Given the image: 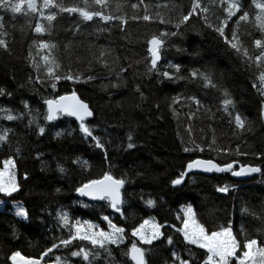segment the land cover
<instances>
[{"label": "trees", "instance_id": "1", "mask_svg": "<svg viewBox=\"0 0 264 264\" xmlns=\"http://www.w3.org/2000/svg\"><path fill=\"white\" fill-rule=\"evenodd\" d=\"M12 2L17 3L18 0ZM73 2L79 3L80 0H65L69 5ZM127 6L126 3L124 8ZM179 7L183 8V3ZM25 12L26 5L21 13L15 14L0 9V16L4 17L5 24L3 31L7 32L5 38L10 46L9 53L0 49V88L11 92L18 103L27 101L40 109L45 108L42 97L62 95L76 90L95 110L94 119H98L111 131L117 132L129 126L128 124H133L135 120L142 119L145 124L142 136L146 144L134 150L118 151L123 153L121 159L124 156L123 161L121 160L122 167L129 173L142 172L144 175L140 181L141 186L153 190L154 193L162 190L166 194L165 190L169 189L172 194L166 196L171 204L186 198L192 199L209 230H218L220 226L231 223L235 233L244 234L241 231L243 226L252 238H261L260 221L257 217L264 215V177L260 174L245 181H237L230 173H213L210 176L189 174L179 191L172 190L170 186L171 179L179 175V166L186 154L182 150V140L189 146L195 141L205 148L203 153H194L195 157L212 159L220 164L235 160L241 164L260 165L264 168V159L257 160L255 155L264 152V135L259 121L254 117L257 116L262 102L260 93L253 87L254 83H258L255 66L247 68L242 55H237L228 48L215 32L204 26L202 20L194 19L198 24L197 32L192 33L186 28L180 37L165 38V45L161 51L162 59L158 65L159 72H174L169 65L180 64L182 75L185 77L169 81L160 74L147 71L151 59L147 41L152 35L161 32L160 25H166L158 22H135L131 20L133 12H126L129 17L126 34L120 32L118 27L111 26H107L102 33L98 32L95 22L81 25L80 32L76 33L71 28L78 17H70L65 13L58 18L54 30L55 42L59 44L54 52L61 64L59 70L64 73L70 69L74 73L83 74L85 78L92 75L94 79L80 84L62 80L57 91L53 92L47 85L41 86L34 82L37 73L30 66L27 57L32 41L41 37L28 27L31 21L29 15H24ZM136 12L142 15L143 6L141 5ZM162 14L174 18L178 13L167 8ZM171 30L174 31V27ZM200 36L207 40L209 50L196 49L201 53V56H196L191 53V47L195 44L192 38ZM244 41L249 52L253 53L252 42L246 39ZM101 50H106L105 59L110 68H105L102 63L97 62ZM33 54L43 65L40 56L45 53L40 52L37 55L33 49ZM121 67L127 68V71L122 73ZM201 67L203 70L210 68L215 73V82L222 87H205L199 79H187L188 72ZM29 76L33 77V80L30 81ZM40 76L43 79V72ZM137 85L144 94V101H141L136 92ZM224 89L234 96L237 105L245 109L243 111L253 117L250 121L252 132L240 133L234 123H229L235 113L231 106L228 111L224 110ZM192 97L200 101L199 107L195 105ZM173 98H177L179 102L173 103ZM262 120L264 122V117ZM71 125L76 123L71 120ZM213 139L216 140V149L231 148L233 151L225 155L219 151L209 150L208 145ZM12 142L22 145L25 155L31 157L27 150L25 135H15V141ZM237 145L241 151L249 154L236 153ZM51 147L53 149L54 145ZM55 147L57 148V144ZM74 147L71 145L66 150L61 149L57 154L58 159L55 158L49 165L46 163V166H42L43 171L38 169L37 162L31 159L22 165L32 171V178L25 191L29 194L30 201L27 200L29 209L45 208L64 195L63 191L66 189L56 191L60 187L57 179L59 176L49 173L46 169L51 168L56 162L59 164L64 162ZM224 185L229 186L227 194L216 191L217 187ZM136 192L140 194L139 189ZM39 228L34 224L23 227L21 231L24 239L8 240L4 242L3 247L10 250L20 242L32 247H43L44 244L41 242L43 243L42 240L47 237V233ZM8 235V231L3 228L2 240H7Z\"/></svg>", "mask_w": 264, "mask_h": 264}, {"label": "snow or ice", "instance_id": "2", "mask_svg": "<svg viewBox=\"0 0 264 264\" xmlns=\"http://www.w3.org/2000/svg\"><path fill=\"white\" fill-rule=\"evenodd\" d=\"M25 5L28 10L24 13L25 16L29 14L38 15L39 19L34 27L30 22L28 27L32 28L37 36L41 37L53 36L58 18L65 13L70 17H78L71 28L76 33L80 32L81 25L95 22L98 32L102 33L107 29V26H111L118 27L120 32L126 34V28L129 24V17L123 11L125 5L122 3L114 4L113 0H80L79 3L73 2L71 5L66 4L65 0H42V3H39L38 0H18L17 3H13L12 0H0V9L5 12L11 11L14 14L21 13ZM141 5L143 6L142 15L136 12V9L140 8ZM157 7L170 8V10L178 13L174 17L175 23L173 24V16L171 15L165 17L160 12H156L153 15L149 10V4L145 3V0H138V3L130 4V8L133 10L132 21L158 22L162 25L172 24L175 29L174 31L160 32L158 35L154 34L148 39V53L151 57L147 69L148 73L160 74L169 81L185 79L182 75L180 64L169 65L170 68L174 69V72H159L158 65L162 59L161 51L165 45V38L180 37L192 20H202L204 26L215 32L228 48L232 49L237 55H242L247 68L251 69L255 66V71L258 72V76H256L258 83H254L253 87L257 88L262 97L260 113L264 117V0H251L250 4H246L244 0H189L186 10L177 5H157ZM217 10L223 13V17L217 14ZM230 22L232 24L231 27ZM249 24H252L262 34V38L254 39L253 41L255 49L253 53H250L249 49L244 45L240 34L241 27ZM4 28V17L0 16V49L5 53H9L10 46L5 38L7 32L3 31ZM58 47L59 44L52 40L34 39L32 41L27 59L30 66L37 73L35 83L41 86L47 85L53 92H56L62 80L80 84L88 83L94 79L92 75H88L85 78L83 74L74 73L70 69L61 73L59 70L61 64L54 55ZM33 49H35L37 55L40 52L45 53L40 56V61L43 62V65L36 60ZM195 55L201 56V53L196 51ZM105 56L106 50H101L97 62L102 63L105 68H110ZM120 71L122 73L126 72L127 68L121 67ZM41 72H43V79L40 76ZM214 77L215 73L210 68H205L204 71L192 69L188 72L187 79H199L205 87H222L215 82ZM29 80H33V77L29 76ZM116 86L113 85V87ZM136 92L139 94L141 101H144L145 97L139 85L136 87ZM12 95L11 92L0 88V97L7 96L11 98ZM229 95L228 91L224 89V110L228 111L229 106H231L233 112H235L234 102L228 98ZM192 100L199 107L200 101L195 97H192ZM42 101L43 105L46 106L44 113H40L39 110L34 111L27 101H22L26 111H22L18 115H14L12 109L4 107H0V112L4 113L3 119L6 121H23L27 117V127L38 137L46 136L52 127L57 126L54 122L62 118L73 120L78 125V129L73 128L66 132L57 131L54 136L57 138L72 137L73 133L78 130L81 141L88 143L90 148L98 149L102 154V163L107 164V170L102 172L100 178H86L78 186L74 187L75 193L81 198L75 203L83 209H96L99 207L101 213L105 209H111L113 213H119L120 217L124 218V208L127 203L126 185L133 183V181L129 179L127 171H121L119 175L114 174L113 169H116L117 166L111 159L109 152L112 142L96 134L92 123L95 118V110L78 95L76 90L64 95L42 97ZM178 102L177 98H173V103ZM41 116L43 117V124L39 122ZM229 123H234L235 128L240 133L253 131L251 122H248L246 126L245 117L238 112L235 113L233 119L229 120ZM33 125H35V128L32 127ZM15 135L13 128L0 127V146L10 145L11 139ZM126 140L127 143L121 146V150L129 151L137 148L136 139L131 130H129ZM181 144L183 145L182 150L186 154L203 153L205 151V148L195 141L191 142V146L183 140ZM215 144L216 140L213 139L208 145L209 150L219 151L225 155L233 151L231 148L216 149ZM18 152L19 149H17ZM235 152L240 155L249 154L241 151L238 145L235 148ZM255 155L257 160L264 159V152ZM36 159L42 160L43 155L38 153ZM71 163L80 168L81 174H83L85 167H91L87 160L82 162L79 156L72 159ZM82 164L83 167L81 166ZM238 164L239 167H237ZM0 165H2L0 166V197L11 198L15 201L12 208L14 217L18 218V221L16 224L10 225V231L12 238L20 241L24 239L21 229L33 221L29 210L15 199V194L22 190L21 184L17 179L15 154L3 159ZM183 168L184 170L179 173L177 178L170 181L171 189L174 191L180 190V187L185 183V178L190 173H230L231 176L237 178L252 177L254 174H260L264 177V168L260 165L240 164L239 161L235 160L230 163L220 164L212 159L189 158ZM43 170L44 168L41 169V171ZM57 170L65 176L69 172L67 168L59 163L57 164ZM23 178L25 181L29 179L26 172ZM56 191L60 192L61 189L57 188ZM216 191L227 194L229 186L217 187ZM82 198H87L88 201L93 203H87ZM95 202L102 203L97 204ZM7 203L8 201L0 198V207L6 206ZM145 203L149 208H154L157 201L148 199ZM41 215H44L43 210ZM47 215H52V213H47ZM176 218L181 221V227L162 224L154 217L144 219L142 223L132 229L131 236L136 239L131 242L130 248L123 255L127 256L132 264H157L156 260L153 259L157 255L158 248L155 242L163 243L166 240L167 245L175 249L173 236L166 235L165 231H163L165 227H172L176 233L182 235L185 246H195L197 249L203 250V252L197 253L192 248L186 247L187 256L185 257L182 256L180 251L170 249L171 256L169 259H164L163 264H169V260L171 264H264V215L257 217L260 221L259 236L261 238H252L251 234L245 231L242 226L241 231L244 233L242 239H239L238 234L233 231L231 223L227 226H220L218 230H209L198 218L197 211L193 205H187L181 209V214H178ZM56 219V230L61 233L66 231L68 233L67 238H64L63 235L57 236L54 234L51 237V246L42 251L39 259L28 256L20 249H14L5 255L3 260H0V264H42L46 257L61 248L69 249L70 257L62 258L57 255L53 264H73L70 258L77 257L82 258V261L86 262V264H97L101 257V250L109 258L108 264H115L112 256L113 250L110 246L114 245L119 248L123 245L127 238V232L125 227H120L114 223L110 215H101V220L107 224V230H104L99 223L73 219L69 212L63 208L56 212ZM40 222L43 223V220ZM49 231H52V229H49ZM74 241H87L92 248L89 249L85 246L77 245V250H71Z\"/></svg>", "mask_w": 264, "mask_h": 264}, {"label": "rangeland", "instance_id": "3", "mask_svg": "<svg viewBox=\"0 0 264 264\" xmlns=\"http://www.w3.org/2000/svg\"><path fill=\"white\" fill-rule=\"evenodd\" d=\"M185 1V2H184ZM39 3H42V0H38ZM115 3H122L126 5L127 8H124V12H133V10L130 8L131 3H138V0H113ZM246 4H250L251 0H244ZM145 3L149 4L150 6V12L155 15L156 12L162 13L165 9V7H157V5H178L180 6L181 3H183V8L186 10L187 5L189 4V0H145ZM27 8V7H26ZM139 9V8H138ZM136 9V11H138ZM164 9V10H162ZM28 11V10H27ZM253 11H255L253 9ZM165 13V12H164ZM217 14L223 17V13L219 10H217ZM165 17L167 15L163 14ZM29 18L31 23L33 24V27L37 20L39 19L38 15L36 14H29ZM235 19V18H234ZM254 19V17H253ZM175 23V19L173 18V24ZM232 26L230 22V27ZM172 24H167L166 26H161V32L163 31H172ZM198 24L195 20L191 21L189 25L187 26L188 30H190L192 33L197 32ZM245 27V28H244ZM244 28V29H243ZM240 34L242 41L245 45L244 39L252 42L253 48L254 39L262 38V34L255 29L252 24H249L247 26H243L240 29ZM194 35V34H192ZM41 37V36H40ZM41 39L45 40H52L55 42V37L53 36H43ZM195 44L191 47V53L195 55L196 49H208L207 40L202 39V37H193ZM201 39V40H200ZM202 41V43H201ZM197 50V51H198ZM255 51V49H254ZM201 71H204L202 67L200 68ZM7 91V90H6ZM228 91V90H227ZM229 99H231L234 102L235 105V112L234 113H240L245 117L246 120V126L247 123L253 119L249 115V113H246L243 107L240 105H237V101L235 100L234 96L228 91ZM261 97V95H260ZM262 100V97H261ZM29 103V102H28ZM262 103V102H261ZM31 108L35 110H39L40 113H44L46 111V107L44 109H40L38 107H35L29 103ZM0 107L9 108L12 109V112L14 115H18L22 111H26L23 107L22 102L18 103L13 96L11 98L7 96L0 97ZM4 113L0 112V127H11L16 133V136L23 134L27 137V143L28 147L27 150L29 153H31V157H28L24 153V149L22 148V145H16L12 141H15V136L11 140L10 145L0 146V162H2L3 159L8 158L11 155L15 154V159L17 160V179L21 184V192L15 194V199L20 201L25 208L29 210L30 216L32 217V223L34 225L39 226V230L46 231L47 237L42 240L44 244L43 247L35 246L32 247L31 245H27L25 242H20V244L10 250H6L3 247L4 242L13 241V238L10 231V225L16 224L18 221V218L14 217V210L12 208V205L15 203L14 200L11 198L6 197H0L8 201L6 206L0 207V260H3L5 258L6 254H9L11 250L14 249H20L25 254L31 257H35L37 259L40 258V255L44 249L51 246V237L55 234L57 236L63 235L64 238H67L68 233L64 231L63 233L56 230L57 225V219H56V212L63 208L65 211H68L70 216L73 219H81V220H89L93 223H99L104 230H107V224L101 220V215H110V217L113 219V222L116 223L120 227H125L127 232V238L125 240V243L121 245L119 248L116 246H110L112 248V256L115 260V264H132V262L129 260V258L125 255H123L124 252L127 251L128 248L131 246V242L134 241L136 238L131 236V231L134 227H137L139 223H142L144 219H148L149 217H154L157 221H159L162 224L171 226L174 225L175 227H181V221L178 220L176 217L178 214H181V209L186 207L187 205H193L197 211V216L202 221V215L197 207V204L189 198H186L185 200H180L178 202H175L173 204L170 203L169 199L167 198V194L171 193L170 190L159 191L157 193H154L153 190L146 189L141 186L140 181L143 177L142 172L137 173H129L126 169L122 167L120 156H122L121 153L118 151L121 150L122 145H126L127 140V134L129 130H131L134 134V138L136 139L137 148L140 146H143L146 144V140L142 136V131L144 130V122L143 120H135L133 124H128L129 126H125L124 129H119L116 131H111L110 129L106 128L104 125L101 124V122L98 119H94L92 121L93 126L95 127L96 134L100 135L105 140H110L111 147L109 149L111 159L116 164V169H113L114 174L119 175L121 171H127L129 173V179L133 181V183L126 185L127 187V194L126 199L127 203L124 208L125 216L124 218L120 217L119 213H113L111 209H105L103 213H101V210L99 207L96 209H83L82 207H79L75 202L79 198L75 191L74 187L78 186L81 181L85 180L86 178H100L103 171L107 170V164L102 163V154L98 149L90 148L88 143L82 142L80 139V134L78 130L73 133L72 137L65 136L64 138H57L54 136V133L57 131H67L73 128L78 129V125H71V120L68 118H62L61 120H58L54 122L57 126L52 127L50 131L46 134L44 137H38L33 134L32 130L27 127V117L23 121H6L3 119ZM257 121H259L262 133L264 135V122L261 117L260 108L257 111V116H254ZM140 119V118H139ZM39 122L41 124L44 123L43 117L41 116L39 118ZM35 128V125L32 126ZM45 140V141H44ZM44 142V144H43ZM43 144V145H42ZM57 144V148L55 145ZM52 145H54V148L52 149ZM75 146L74 150L70 152V155L67 157L64 162L61 163L65 168L69 170L67 176L62 175L57 170V162L55 165H53L51 168L46 169L49 171V173L55 174L59 176V183H60V189H66L63 191V196L58 197L56 200L52 201V204H49L47 207H37L36 209L30 207L27 204V200L29 199V194H27L26 186L28 185V182H30V179L32 178V171L29 170L30 168L25 166L23 167L27 160L31 159L35 162H37L38 169H42V166H46V163L49 165L50 162L54 161V159L57 158V154L60 153L61 149H68V146ZM77 146V147H76ZM118 146V147H117ZM50 148V149H49ZM17 149H19V152L17 153ZM122 151V150H121ZM63 152V151H62ZM126 152V151H123ZM38 153H41L43 155L42 160L36 159V156ZM64 153V152H63ZM77 156L81 158V161L87 160L89 165L91 167H85V170L83 171V174H81L80 168L76 165H73L71 163L72 159H75ZM194 153H187L184 156V159L179 166V173L184 170L183 166L187 163L189 158H194ZM2 166V165H0ZM83 167V164L81 165ZM28 174L29 179L27 181L24 180V173ZM137 189L140 190V194H138L136 191ZM30 193V191H29ZM172 194V193H171ZM143 197V199H141ZM83 199V198H82ZM148 199H154L157 201L156 207L149 208L145 201ZM87 203H93L86 199H84ZM97 204L102 202H95ZM31 210V211H30ZM43 210L44 215H41V211ZM175 212L176 214H174ZM47 213H52V215H47ZM43 220V223L40 221ZM3 221V222H2ZM8 231V238L7 240H2L1 233L2 229ZM49 229H52V231H49ZM22 230V229H21ZM165 231L166 235H172L174 239L175 249H172V246L167 245L166 240L161 243L159 241L155 242L156 245H158L159 251H157V255L153 257V259L156 260L157 264H163L164 259H169L171 256L172 250H178L182 254V256H187V252L185 251L186 247L192 248L195 252L200 253L203 252L201 249H197L195 246H185L183 243V237L179 233H176L174 228L172 227H165L163 229ZM238 238L242 239L243 234L237 233ZM47 241V242H46ZM30 243V242H29ZM6 244V243H5ZM40 244V245H41ZM85 246L89 249L92 248L90 244H88L87 241H74L73 245L71 247V250H77L76 246ZM42 246V245H41ZM143 247H151V246H143ZM61 256L63 257H70V250L69 249H63L61 248L59 251H55L54 254H50L49 257H46L44 261H42V264H53L55 260V256ZM73 264H86V262L82 261V258H70ZM109 258L106 256V254L103 253L101 250V257L100 260L97 261V264H108ZM169 264H171V261L169 260Z\"/></svg>", "mask_w": 264, "mask_h": 264}, {"label": "water", "instance_id": "4", "mask_svg": "<svg viewBox=\"0 0 264 264\" xmlns=\"http://www.w3.org/2000/svg\"><path fill=\"white\" fill-rule=\"evenodd\" d=\"M65 94H68V93H65ZM64 95V94H63ZM196 158H201V157H196ZM201 159H205V158H201ZM216 162V161H215ZM218 163V162H217ZM241 164V163H240ZM237 167H239V164L237 165ZM191 174H201V175H205V176H210L211 174L213 173H203V172H198V173H191ZM256 175V174H254ZM237 181H245L247 179H249L250 177H242V178H237V177H234ZM77 195V194H76ZM83 199H86L88 200L87 198H83Z\"/></svg>", "mask_w": 264, "mask_h": 264}]
</instances>
